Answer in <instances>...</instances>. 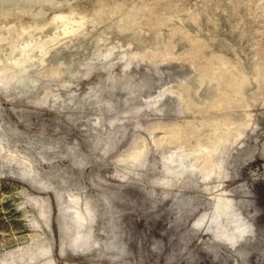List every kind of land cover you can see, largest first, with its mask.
Returning <instances> with one entry per match:
<instances>
[{"label": "rangeland", "instance_id": "obj_1", "mask_svg": "<svg viewBox=\"0 0 264 264\" xmlns=\"http://www.w3.org/2000/svg\"><path fill=\"white\" fill-rule=\"evenodd\" d=\"M0 264H264V0H0Z\"/></svg>", "mask_w": 264, "mask_h": 264}, {"label": "bare ground", "instance_id": "obj_2", "mask_svg": "<svg viewBox=\"0 0 264 264\" xmlns=\"http://www.w3.org/2000/svg\"><path fill=\"white\" fill-rule=\"evenodd\" d=\"M2 146V145H1ZM208 154V153H207ZM20 157V156H19ZM179 160V159H178ZM12 162V161H11ZM16 162V161H15ZM180 164H182V163H180ZM17 166V165H16ZM17 168V167H16ZM31 169V168H30ZM35 174V173H34ZM26 177V176H25ZM40 200V199H39ZM42 200V199H41ZM89 212V211H88ZM76 213V212H75ZM71 216V215H70ZM76 217H77V215H76ZM200 220H202L201 219V216L196 220V223L197 222H199ZM72 240V239H71Z\"/></svg>", "mask_w": 264, "mask_h": 264}]
</instances>
